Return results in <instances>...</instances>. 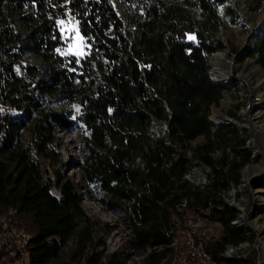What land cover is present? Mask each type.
<instances>
[{
	"label": "trees",
	"instance_id": "obj_1",
	"mask_svg": "<svg viewBox=\"0 0 264 264\" xmlns=\"http://www.w3.org/2000/svg\"><path fill=\"white\" fill-rule=\"evenodd\" d=\"M223 2L0 0V215L14 208L31 235L27 264H168L187 213L218 226L217 238L203 242L216 264H252L224 256L253 236L232 224L237 212L221 199L252 160L247 137L209 120L229 94L209 64L225 48ZM246 2L250 15L264 8V0ZM224 15L240 17L232 6ZM66 20L88 47L83 58L59 54ZM25 56L44 62L45 75L19 66ZM239 56L264 72V23ZM51 99L76 103L80 115L44 107ZM79 124L87 133L77 138L80 160L65 162L59 135ZM199 137L190 159L184 148ZM192 161L211 172L205 189L185 179ZM81 180L97 185L99 203L126 231L121 251L106 255L104 236L115 228L85 215Z\"/></svg>",
	"mask_w": 264,
	"mask_h": 264
},
{
	"label": "rangeland",
	"instance_id": "obj_2",
	"mask_svg": "<svg viewBox=\"0 0 264 264\" xmlns=\"http://www.w3.org/2000/svg\"><path fill=\"white\" fill-rule=\"evenodd\" d=\"M232 6V8L238 12L239 18H230L224 15V7ZM219 12L221 15L222 23L218 30V36L223 42L225 48L217 54H223L227 62L232 63L230 66H225L222 63H217L216 55L209 57L210 77L212 80H222V77L229 74L230 80L227 83H222L228 86L229 94L219 101L216 106H212L210 111L209 120L214 127L218 126V123L214 121L215 115L220 113L223 117L237 121L241 125L246 124L248 108L252 102V90L251 81L261 86L263 98H264V72L261 67L257 64L255 59H244L240 61V54L244 48L251 42L252 38L259 31L264 23V8L255 13H247V2L246 0H224L222 4L219 5ZM61 34L65 43L63 49L59 51L61 56H75L77 58H83L87 55V45L80 36L77 25L72 20H66L59 23ZM28 58L33 64H25L24 60L20 61L19 66H29L36 65L41 66L42 61L34 56H29ZM250 63H249V62ZM249 79V80H248ZM260 91V90H259ZM261 94V92H260ZM253 104V102H252ZM44 107H50L51 109L61 112H70L71 117L76 119L80 115V107L73 102L64 100H45ZM253 116L255 118V125H260L263 129L262 132L257 134L254 132L251 125L244 127L242 126L241 132L247 137V147L251 150V154L254 158L241 170L240 183L232 188L230 187L227 192L221 194L222 201L231 206L232 208L236 206L237 218L242 227L249 229L250 235L253 236V241L248 244H243L229 253L228 257L238 260H252V264H264V206L261 204L264 202V189L260 187V184L264 182V109L259 108L256 112L253 111ZM251 117V114H250ZM165 127L162 126L161 133L164 136ZM154 133L161 134L159 132L158 125L154 126L152 129ZM82 133L84 136L87 133L84 131L83 127L79 124L73 130L72 133L68 135H59V140L61 143V155L65 162H71L80 160V155L77 150V138L78 135ZM162 136V134H161ZM204 142L203 137H199L196 140L188 143L184 151L191 159V150L197 145ZM175 149L182 150L179 146H174ZM139 166L141 162L137 160ZM194 169H197L194 171ZM194 177L202 174L205 179L202 180V188L195 185L194 181L186 179L192 186L205 189L208 185L211 172L209 168L199 164L197 161H192L190 170L187 174L193 173ZM70 175L74 176L79 181V176L75 171H70ZM83 201L82 208L85 215L94 221L101 224V228L107 231L111 226L115 229L109 231L107 235L104 236L105 241V252L109 256L116 251H121L123 248L124 241L126 239L127 233L119 223L117 218L106 211L99 200L102 198V194L96 184H88L86 181H80ZM233 200V201H232ZM235 202L236 204H233ZM232 204V205H231ZM236 218V219H237ZM191 221L193 226H190L188 221ZM116 226V227H114ZM205 230L208 236L213 241L218 236V226L214 223L204 222L200 223L197 216L191 215L186 216L184 226L179 230L176 235V248L174 249V255L168 261V264H177V258L180 254L185 256L187 248L183 244L184 234L182 231L185 229H190L196 240H203L199 235V231ZM102 233V232H101ZM100 233V236L102 235ZM206 242V240H203ZM73 241H70L63 250V255L67 254L69 250L73 248ZM140 258H131L128 264L139 263ZM0 264H2L0 262ZM55 264H65L61 261Z\"/></svg>",
	"mask_w": 264,
	"mask_h": 264
},
{
	"label": "built area",
	"instance_id": "obj_3",
	"mask_svg": "<svg viewBox=\"0 0 264 264\" xmlns=\"http://www.w3.org/2000/svg\"><path fill=\"white\" fill-rule=\"evenodd\" d=\"M161 134L163 135V132ZM196 170L194 169V171ZM194 171L191 174H186L185 178L192 181ZM199 175L196 177L198 182L200 181ZM203 177L205 179L204 175ZM195 185H198V183H195ZM180 206V208H183L185 202H182ZM186 216L189 217L190 214L187 213ZM197 218L201 224L207 222L204 218ZM188 222L190 226H193L190 220ZM232 224L240 225L238 218ZM182 233L184 234L183 244L187 251L185 256L183 254L178 256L177 264H216L203 247V240H206V242L211 240L207 232L205 236V230L201 228L199 231V235L203 240H196L190 229H185ZM31 240V235L18 226L17 212L14 208H8L0 215V262L2 264H27V252ZM173 248H176V241L173 243ZM233 249L235 248L228 246L224 251V256L229 258L228 255Z\"/></svg>",
	"mask_w": 264,
	"mask_h": 264
},
{
	"label": "bare ground",
	"instance_id": "obj_4",
	"mask_svg": "<svg viewBox=\"0 0 264 264\" xmlns=\"http://www.w3.org/2000/svg\"><path fill=\"white\" fill-rule=\"evenodd\" d=\"M216 55V54H215ZM216 60H217V63H222L223 65H227V66H230L232 63H229L226 61V59L224 58V55L223 54H217L216 56ZM249 62V61H248ZM250 63V62H249ZM230 76L229 74H226L222 77V80H218L219 82H222V83H227L229 80H230ZM249 80V79H248ZM251 85V90H252V102H251V105L249 106L248 108V114L246 113L245 115H247L246 117L248 118L247 119V122L246 126H249L251 125L253 127V130L254 132H256L257 134H259V132H262L263 129L262 127L259 125H253L252 123H254L253 121H255V118L253 116V111L256 112L259 108L262 109V106H263V101H264V98H263V93H262V89H261V86L259 88V85L254 83L253 81H251L250 83ZM226 86V85H225ZM260 90V91H259ZM261 92V94H260ZM250 114H251V117H250ZM214 121L218 124L220 123H225L224 119H223V115H221L220 113H217L215 115V118H214ZM232 123H234L236 126H238L239 129L242 128V126L244 127V125H241L240 123H238L237 121H231ZM199 178H200V181L198 182L196 177H193L192 180L194 181V183H198L199 186H202V180L204 179L203 175H199ZM263 204H261L262 206H264V202L262 201ZM233 204H236L235 202H233ZM232 205V204H231Z\"/></svg>",
	"mask_w": 264,
	"mask_h": 264
},
{
	"label": "water",
	"instance_id": "obj_5",
	"mask_svg": "<svg viewBox=\"0 0 264 264\" xmlns=\"http://www.w3.org/2000/svg\"><path fill=\"white\" fill-rule=\"evenodd\" d=\"M120 16H121L122 20H124V21L126 22V20H127L126 15H124V14H120ZM217 53H218V52H216L215 54H217ZM215 54H214V55H215ZM28 58H30V57H29V56H25V57L23 58V60H24L23 63H25V64H33V62L30 61ZM254 62H256V60H255ZM39 68L42 70L43 74L45 75V72H46V65H45L44 62H42L41 66H39ZM213 81H214L215 83H217V84H220V85H222V86H225V85L221 84L218 80H213ZM225 87L228 88V86H225ZM262 109H264V101H263ZM223 119H224L225 123H220V124H218V125H225V126H228V127H232V128H234V129H236V130H238V131H241V129H239L238 126H236L234 123L231 122L232 119L227 118V117H223ZM159 130L161 131V128H160V127H159ZM247 145H248V143H247ZM251 158L253 159L254 156L252 155ZM245 169H247V166L245 167ZM197 186H198V185H197ZM232 192H234V191H233V188H232L231 193H232ZM232 201H233V200H232ZM233 208L236 209V206L233 207Z\"/></svg>",
	"mask_w": 264,
	"mask_h": 264
}]
</instances>
